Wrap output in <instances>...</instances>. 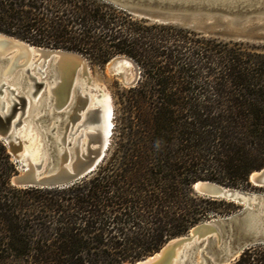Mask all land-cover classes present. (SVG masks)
I'll return each instance as SVG.
<instances>
[{"label":"trees","instance_id":"obj_1","mask_svg":"<svg viewBox=\"0 0 264 264\" xmlns=\"http://www.w3.org/2000/svg\"><path fill=\"white\" fill-rule=\"evenodd\" d=\"M0 32L104 65L133 59L116 147L63 187H16L0 139V264H133L231 214L199 180L246 188L264 166V51L139 18L109 0H0ZM230 264H264V244Z\"/></svg>","mask_w":264,"mask_h":264},{"label":"water","instance_id":"obj_2","mask_svg":"<svg viewBox=\"0 0 264 264\" xmlns=\"http://www.w3.org/2000/svg\"><path fill=\"white\" fill-rule=\"evenodd\" d=\"M109 1L139 18L183 27L204 28L208 23L219 25L224 22L238 30L253 21L264 20V0ZM36 59L40 61L36 62ZM117 60L130 64L133 73L131 80H125L123 73L112 67ZM106 65L119 74L126 86L134 85L140 77L138 65L126 55H116ZM7 68L14 70V79L19 77L16 82L13 78L2 76L1 72ZM88 69L89 59L82 53L32 45L0 32V138L7 145L19 170L11 178L12 185L23 188L63 187L91 174L107 156L110 137L104 147L97 134L93 138V147L79 150L81 132L86 126L84 120L73 121L71 127L65 125L63 129L60 126L57 130L54 126L46 127L53 115H61L72 109L78 118L79 110L92 109L91 105L88 106L90 94L99 95V90L93 87L86 90L83 78L87 77ZM51 82L55 83L51 87V97L45 96L42 91L34 101L36 93ZM31 87L34 90L30 93ZM3 98L7 100V105ZM39 100L40 104H37ZM49 107H52L51 112H48ZM41 110L45 114L35 118ZM92 111L97 112L96 109ZM30 121L39 123L33 124L28 133ZM35 127L48 138L50 149L45 157L40 154L32 159L24 151L36 133L33 131ZM41 127H46L47 135ZM61 129L62 137L58 141L56 134ZM253 172L257 173L254 178ZM248 181L256 187H264V166L252 171ZM193 189L201 195L233 201L242 207L228 216L195 224L186 234L169 239L158 251L133 264H230L246 248L264 244V194L209 180L195 182Z\"/></svg>","mask_w":264,"mask_h":264},{"label":"bare ground","instance_id":"obj_3","mask_svg":"<svg viewBox=\"0 0 264 264\" xmlns=\"http://www.w3.org/2000/svg\"><path fill=\"white\" fill-rule=\"evenodd\" d=\"M32 60H35V59H32ZM32 60L30 62H33ZM36 60H38L36 62L40 61V59H36ZM26 66H27V64H26ZM112 67L114 69L122 72L125 80H131L133 78V73L130 70V64L128 62H126L125 60H117L113 64ZM108 69H109V71L113 72V70H111V68L108 67ZM1 73H2V76L6 77L8 79H12L14 76V70L10 69V68H7L5 71H3ZM79 74H81V72ZM18 79H19V77L15 78L13 81L16 82ZM83 81L85 83L84 85L86 86V90H89L91 87L99 90V92H98L99 95L90 94V100L88 103V106L91 105V108L96 109L97 112L94 113L92 111V109L89 111H86L87 109L86 110L82 109V110H79L77 112L79 114V116H78V118H76L75 117L76 111L69 109L67 111L68 121L66 122L65 125H67V127H71V123H73V121H76V122H80L81 120L85 121L86 126L81 132V137H80V141H79V148H80L79 150L86 149L88 146L93 147V145H95V142H93V138L96 134L99 136V140L103 141L104 147H106L107 143L109 142V137H110V134L112 133V128H113L114 105H113L111 93L106 89L104 84L94 82V80L92 78H90V69H88L87 77L85 76L83 78ZM26 82H29V81L26 80ZM18 86H20L19 83H18ZM54 86H55L54 82L46 84L41 90H39L36 93L34 101L37 100V98L41 95L42 91L45 92V96L51 97V95H52L51 87H54ZM11 87H14V85L13 86L11 85ZM62 87H64V86H62ZM33 90H34V88L31 87L30 93ZM2 100L4 103L7 102V100L5 98H3ZM37 104H40V100L37 101ZM51 111H52V107H51V109L49 107L48 112H51ZM39 112L40 113L44 112V110H41ZM44 114H45V112H44ZM41 115H43V114H40L38 117H40ZM57 115L58 114L53 115V116L56 117ZM31 122H33V123H31ZM36 123H39V121ZM36 123L34 121L29 122L28 133L31 130V127L33 126V124H36ZM53 126L56 128V130L60 126L57 119H55L52 124H48V126H46V127L51 128ZM63 127H62V129H63ZM45 128L43 127V129H41V130H45L43 132L45 135H47L46 134L47 131ZM62 129L59 132V134H56L58 141H61ZM33 131H36V133H34L32 135V139L27 144V149L24 152H25V154H28V156L32 159L38 158L40 154H42L43 157H45L47 155V152H48L47 150L50 149L49 148L50 147V141L48 140V138L46 136H42L40 131H37V127H35ZM68 135H69V132L65 134V136H66L65 143L67 142ZM32 143H34L33 146H32ZM256 174H257L256 172H253L252 178H254V176Z\"/></svg>","mask_w":264,"mask_h":264},{"label":"rangeland","instance_id":"obj_4","mask_svg":"<svg viewBox=\"0 0 264 264\" xmlns=\"http://www.w3.org/2000/svg\"><path fill=\"white\" fill-rule=\"evenodd\" d=\"M185 28H189L197 32H201L207 36L215 37V38H218L224 41L243 42L244 44L254 46L259 51H264V20L253 21L249 23L247 26H245L244 28H241L238 30H234L230 26H227L224 22L223 24H219V25L208 23V25H206V27L204 28H197V27H185ZM90 78H92L94 82L105 85L106 89L111 93L113 105H114L113 128H112V133L110 136L108 154L104 158L105 160L110 156V154L113 152L114 148L116 147L118 139H119V134L121 132L120 127H121L122 115H123V104L121 101L122 92L125 89L134 86L136 83L131 86H126L123 83L122 79L120 78L119 74L109 71L106 64L99 65V64H93L91 62H90ZM10 85L13 86L14 84L10 83ZM25 88L26 89L28 88L27 84L25 85ZM6 104H8V102H6ZM40 114H44V112L37 113L35 118H37ZM67 117H68V113L65 112L61 115H57L54 118L52 117L49 121H47V123L52 124L54 120L57 119L58 123L60 124V127L62 128L68 121ZM239 189H243L245 191L256 192L259 194H264V187H256L252 185L250 182H249L248 187L239 188ZM226 201H229V200H226ZM233 203L235 204L237 208L232 213L237 212L242 207V205L238 203H235V202ZM225 216H228V215H225ZM225 216H216L213 218H221Z\"/></svg>","mask_w":264,"mask_h":264}]
</instances>
